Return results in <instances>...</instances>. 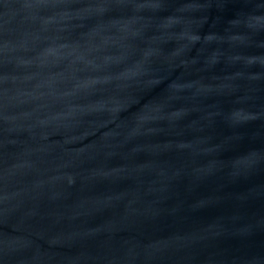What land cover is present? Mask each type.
<instances>
[{
  "label": "water",
  "instance_id": "water-1",
  "mask_svg": "<svg viewBox=\"0 0 264 264\" xmlns=\"http://www.w3.org/2000/svg\"><path fill=\"white\" fill-rule=\"evenodd\" d=\"M0 264H264V0H0Z\"/></svg>",
  "mask_w": 264,
  "mask_h": 264
}]
</instances>
